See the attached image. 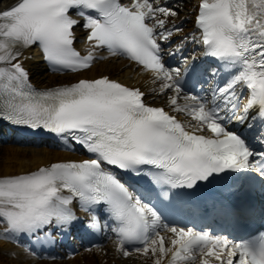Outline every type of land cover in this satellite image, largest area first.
I'll use <instances>...</instances> for the list:
<instances>
[{
  "label": "snow or ice",
  "instance_id": "snow-or-ice-1",
  "mask_svg": "<svg viewBox=\"0 0 264 264\" xmlns=\"http://www.w3.org/2000/svg\"><path fill=\"white\" fill-rule=\"evenodd\" d=\"M72 10L84 18L93 47H106L151 70L164 81L162 91L176 94L169 98L173 109L195 123L186 127L163 108L146 105L139 89L107 77L34 89L20 62L21 48L38 43L46 60L71 71L91 66L93 53L81 57L72 47L79 23ZM175 15L157 0H132L130 6L119 0H17L0 10V121L46 130L93 157L0 178V238L66 229L78 219L70 207L76 200L90 214L87 227L98 228L103 217L125 257L130 255L125 245L139 244L131 250L151 255L153 264H165L169 254L167 264H264V233L254 241L233 242L170 226L163 217L172 189L193 188L225 171L256 172L264 180V151L226 127L232 120L244 122L253 108L264 121V0H200L196 25L202 38L193 39L226 71L239 70L213 90L211 99L186 95L184 106L177 103L180 69L169 70L163 63L160 41L172 33L157 32L166 24L161 16ZM238 86L248 93L242 106L244 92ZM204 130L212 135L195 134ZM257 140L264 145V129ZM112 169L147 176L159 189L160 205L144 202Z\"/></svg>",
  "mask_w": 264,
  "mask_h": 264
},
{
  "label": "bare ground",
  "instance_id": "bare-ground-1",
  "mask_svg": "<svg viewBox=\"0 0 264 264\" xmlns=\"http://www.w3.org/2000/svg\"><path fill=\"white\" fill-rule=\"evenodd\" d=\"M161 1L162 0H157V3H160ZM198 1L199 0H186V9L195 10ZM192 16L193 14L183 13L178 15L176 19L182 17L190 19ZM162 19L166 20V24L163 29H158L159 32H171L172 35L170 38L177 40V42L174 43L177 44L176 47L181 46L184 41L189 40L183 52H186L185 56L187 57L192 56V53H188V50L192 48H199V45L201 44L196 42L198 39H193V37L198 35V32L193 25L194 17L191 24L176 23L177 21L173 20L170 16H162ZM183 26L184 28L181 29ZM177 28L180 30L177 31ZM181 36L183 37L181 38ZM35 56L38 55L36 54ZM180 64H182V62H180ZM30 66L31 69H33L32 80L40 87H49L67 79H76L78 77H96L105 73L109 74L112 78L124 79V81L127 82L137 81L139 85H142V76L135 80V78H133V74L136 72H142L143 69L130 60H123L122 58L112 54L108 55L105 61L97 62L93 68L79 74H52L44 71L46 70V67L41 64L38 59L35 60V63L34 60H30ZM162 83H164L163 80H157V85L151 93L154 97L153 102L156 105H164L169 109H173L169 102V98L176 94L171 90L162 91ZM238 89L239 91L245 92V89H242L239 86ZM213 90L214 89H211L209 91L213 94ZM184 96L186 95L183 93L179 94L177 100L179 105L187 103L184 100ZM244 103H246V99L241 98L240 104L242 105ZM175 114L179 116L182 124L186 127L195 123L192 121L191 116L187 115L186 112L175 111ZM253 117H256V119H253ZM261 121V118L257 116L256 108L251 109L244 120L245 123H252L251 126H253L256 122ZM242 125L243 126L241 127L240 124L237 123L236 128L244 133L247 132V129L244 128V124ZM226 127L229 131L233 130V127H230V123L226 124ZM188 130H191V128L189 127ZM197 132H204L208 136L212 135V133L207 130ZM77 157H80L79 153L75 152L70 147L47 149L9 144L5 147H0V178L12 177L20 173H27L38 167L40 164H45L50 161ZM161 234L165 235V232L163 231ZM167 235L170 236L171 233H167ZM166 246L170 245L166 243ZM116 249L117 243L113 239H110L102 247L91 251L82 250L80 252H74V250H70L66 252L65 255H53L46 257L30 250L28 246L18 243L15 239L0 238V264H153V258L151 255L145 257L140 253L130 252V255L125 257ZM169 259L170 254L168 257H165V264H167Z\"/></svg>",
  "mask_w": 264,
  "mask_h": 264
}]
</instances>
